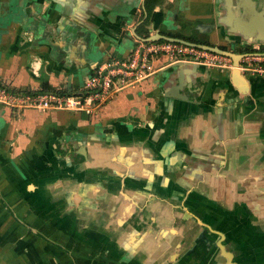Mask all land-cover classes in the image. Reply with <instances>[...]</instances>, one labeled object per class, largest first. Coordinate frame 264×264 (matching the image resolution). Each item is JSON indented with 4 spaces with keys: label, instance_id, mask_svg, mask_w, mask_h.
Returning a JSON list of instances; mask_svg holds the SVG:
<instances>
[{
    "label": "crops",
    "instance_id": "obj_1",
    "mask_svg": "<svg viewBox=\"0 0 264 264\" xmlns=\"http://www.w3.org/2000/svg\"><path fill=\"white\" fill-rule=\"evenodd\" d=\"M144 1L0 0V82L77 91L155 33L264 47V0ZM154 68L94 117L0 106V264H264V76Z\"/></svg>",
    "mask_w": 264,
    "mask_h": 264
},
{
    "label": "built area",
    "instance_id": "obj_2",
    "mask_svg": "<svg viewBox=\"0 0 264 264\" xmlns=\"http://www.w3.org/2000/svg\"><path fill=\"white\" fill-rule=\"evenodd\" d=\"M157 61L167 66L190 64L207 71L229 73L234 70L230 57L204 47L164 40L147 41L139 43L127 59H113L99 65L77 91L20 93L0 82V106L17 115L33 110L38 113L66 111L94 117L120 92L143 82L153 73ZM237 69L245 79L264 76V47L241 54Z\"/></svg>",
    "mask_w": 264,
    "mask_h": 264
},
{
    "label": "water",
    "instance_id": "obj_3",
    "mask_svg": "<svg viewBox=\"0 0 264 264\" xmlns=\"http://www.w3.org/2000/svg\"><path fill=\"white\" fill-rule=\"evenodd\" d=\"M147 41H154V40H164V41H173V42H181V43H184V44H189V45H194L196 47H204L212 52H215V53H218V54H222L224 56H227V57H230L232 60H233V64H234V70L232 71V81L237 84V85H241L243 86L244 89H246V85H247V81L249 79H245L238 71L237 69V66H238V62H239V59L241 57V54H234V53H231V52H227V51H223L221 50L220 48H217V47H208V46H201V45H196V44H192V43H189L187 41H184V40H177V39H172V38H169V37H166V36H161L160 34L158 33H155L153 36H150L148 39H146ZM199 68V67H197Z\"/></svg>",
    "mask_w": 264,
    "mask_h": 264
},
{
    "label": "trees",
    "instance_id": "obj_4",
    "mask_svg": "<svg viewBox=\"0 0 264 264\" xmlns=\"http://www.w3.org/2000/svg\"><path fill=\"white\" fill-rule=\"evenodd\" d=\"M155 1L156 0H145L144 1V12H145V21L146 20H148V17H149V13H150V11H151V9H152V7H153V4L155 3ZM185 41H187V42H190V43H195V44H200V45H204V44H202V43H200V42H197V41H195V40H193V39H187V38H183ZM205 46V45H204ZM45 87L46 86H44L43 88V90L44 91H53V90H48V89H45ZM55 91V90H54ZM57 93H62V92H59V91H56Z\"/></svg>",
    "mask_w": 264,
    "mask_h": 264
}]
</instances>
